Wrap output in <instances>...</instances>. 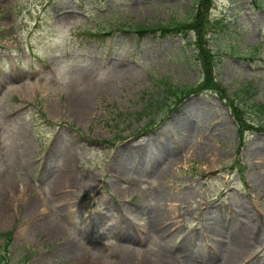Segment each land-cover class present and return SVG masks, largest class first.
Wrapping results in <instances>:
<instances>
[{"label":"rangeland","instance_id":"374dc122","mask_svg":"<svg viewBox=\"0 0 264 264\" xmlns=\"http://www.w3.org/2000/svg\"><path fill=\"white\" fill-rule=\"evenodd\" d=\"M210 76L219 93L192 94ZM248 125H264V0H0L9 264H264Z\"/></svg>","mask_w":264,"mask_h":264},{"label":"trees","instance_id":"16d2710c","mask_svg":"<svg viewBox=\"0 0 264 264\" xmlns=\"http://www.w3.org/2000/svg\"><path fill=\"white\" fill-rule=\"evenodd\" d=\"M210 1H212V0H210ZM193 11V13H194V10H192ZM200 13H202V9H201V7L199 8V13L197 14V15H199ZM195 16L194 17V19L196 18V21H197V18H198V16ZM193 18V17H192ZM194 21V20H193ZM195 21V22H196ZM211 21V20H210ZM194 22V23H195ZM190 23V22H189ZM180 24H187V23H180ZM199 24V23H198ZM198 24H192V28H196V29H199L200 27H198L197 25ZM160 26H162V25H160ZM145 30L147 29V28H144ZM149 29H154V27H151V28H149ZM163 34H166V33H171V32H181V31H173V30H171V29H168V28H165L164 26L163 27H160V28H158ZM195 29V30H196ZM197 31V30H196ZM198 33H199V35H200V32L198 31ZM198 48H200V47H198ZM199 50V49H198ZM215 55V56H214ZM211 56H212V58L214 59V57H216V54H211ZM196 57H198V59H201V60H203V52H199V51H197V56ZM206 71H208V67L206 68ZM213 81H214V78L213 77H208V78H206V81H205V83H203V84H201V85H199L197 88H196V90L195 91H193L192 93H195V92H200V91H214V92H216V93H219L218 92V89H215V87L216 86H213ZM215 85V84H214ZM218 87L217 88H219V89H221V90H224V89H222V86H221V84L220 83H218V85H217ZM167 90L169 91L170 89L169 88H167ZM224 94V93H223ZM221 97L223 96V95H220ZM224 98L225 97H227V94H224V96H223ZM233 105V108H235V107H238V104H232ZM242 112V111H241ZM250 128H252V129H254V130H264V125L263 126H255V127H252V126H250V125H248V127H246V128H243L242 129V133L244 134L245 133V130H247V129H250ZM0 237H1V234H0ZM6 237H7V243H5V244H2V248H7V246L9 245V243H10V241H11V233H8L7 235H6ZM4 250V249H3ZM9 253V252H8ZM29 257V256H28ZM12 261V258L11 257H8V255H6V253L5 252H3L1 249H0V263L1 264H9L10 262ZM12 264V263H11Z\"/></svg>","mask_w":264,"mask_h":264},{"label":"bare ground","instance_id":"6f19581e","mask_svg":"<svg viewBox=\"0 0 264 264\" xmlns=\"http://www.w3.org/2000/svg\"><path fill=\"white\" fill-rule=\"evenodd\" d=\"M81 105H82V103L79 102V104L77 105V107H78V108H81ZM82 108H83V107H82ZM173 157H174V156H173ZM173 157L170 158V156H169V159H172ZM173 159L176 160L177 158H173ZM65 177H66V178H67V177H72V175L66 173V176H65ZM162 213H164V212H161V211H160V212L158 213V216H161ZM55 223H56V225H58V224H57V223H58L57 220H55ZM51 224H53V222H51ZM240 235H241V234H238L237 232H233V238H234V241H237V242H238L239 239H240Z\"/></svg>","mask_w":264,"mask_h":264},{"label":"clouds","instance_id":"9594fccd","mask_svg":"<svg viewBox=\"0 0 264 264\" xmlns=\"http://www.w3.org/2000/svg\"><path fill=\"white\" fill-rule=\"evenodd\" d=\"M63 82L64 83H67V77L64 78Z\"/></svg>","mask_w":264,"mask_h":264}]
</instances>
